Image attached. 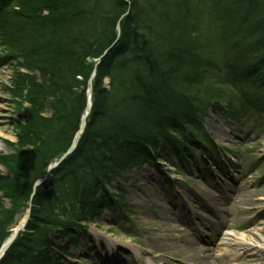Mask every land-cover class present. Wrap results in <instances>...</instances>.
<instances>
[{
    "label": "trees",
    "instance_id": "trees-1",
    "mask_svg": "<svg viewBox=\"0 0 264 264\" xmlns=\"http://www.w3.org/2000/svg\"><path fill=\"white\" fill-rule=\"evenodd\" d=\"M144 1L0 0L10 54L1 61L31 73L16 71L12 84L30 107L17 153L0 157L13 174L0 172L12 205L0 200V249L18 213L31 209V219L0 264H56L53 251L67 254L60 242L86 230L82 221L114 205L128 214L117 178L178 145L212 149L209 110L227 105L233 119L253 110L264 120V0ZM205 23L223 65L202 55ZM94 72L78 149L35 190L70 150Z\"/></svg>",
    "mask_w": 264,
    "mask_h": 264
},
{
    "label": "rangeland",
    "instance_id": "rangeland-1",
    "mask_svg": "<svg viewBox=\"0 0 264 264\" xmlns=\"http://www.w3.org/2000/svg\"><path fill=\"white\" fill-rule=\"evenodd\" d=\"M204 25L202 55L223 65L224 59L215 55L217 32ZM9 55L0 39V157L17 153L19 127L25 125L30 107L25 100L27 93L21 97L12 84L16 71L31 73L15 61L4 64L1 60ZM212 82L221 84L223 80L212 77ZM105 83L108 89V80ZM232 116L223 105L222 111H209L205 120L204 130L213 144L210 147L215 146L212 155L220 151L227 157L225 161L219 155V167L210 168L208 153L204 156L189 146L178 145L175 150L181 152L174 150L171 156L166 153L160 165L144 163L127 169L114 185L119 184L129 215L114 207L82 221L87 229L72 241L60 242L67 254L53 251L56 257L52 260L56 264H264V256L249 263L242 247L225 240L250 246L255 240L264 241L263 116L253 110L237 119ZM31 149L26 147L25 151ZM0 172L3 177L13 175L1 164ZM113 191L118 193L115 188ZM0 200L6 209L12 207L1 191ZM27 218L28 211L18 213L10 232ZM190 241L196 242L200 251L189 250L186 244ZM209 245L215 249L212 259Z\"/></svg>",
    "mask_w": 264,
    "mask_h": 264
},
{
    "label": "bare ground",
    "instance_id": "bare-ground-1",
    "mask_svg": "<svg viewBox=\"0 0 264 264\" xmlns=\"http://www.w3.org/2000/svg\"><path fill=\"white\" fill-rule=\"evenodd\" d=\"M168 218V217H167ZM166 217H165V219L166 220H168ZM218 234V236L220 235V233L218 232L217 233ZM226 240V243L227 244H231V245H233V244H236V246H238V247H242L243 248V251H244V255H245V257L246 258H248L249 260H248V262L249 263H252L253 261H254V263L255 262H257L259 259L261 260V259H263V256H264V241H258V240H255V242H254V245L253 246H250V245H246V244H244V243H242V242H240L239 240H233V241H231V240H229V239H225ZM233 242V243H232ZM263 243V244H262ZM210 247H209V250H208V252H211L210 254V258L213 256L212 254H213V252H215V249L214 248H212L211 249V245H209ZM186 247L189 249V250H192L193 252H195V251H200V250H198V248H197V243L196 242H194V241H190V242H188L187 244H186ZM251 251H257L256 252V254L258 255V257H257V259L255 258V256H257L255 253H254V255L253 254H251L250 255V253H251ZM259 251V252H258ZM206 252V251H205ZM234 255H236V254H234ZM225 259H227L228 258V256H223ZM212 259V258H211ZM252 259H254V260H252Z\"/></svg>",
    "mask_w": 264,
    "mask_h": 264
},
{
    "label": "water",
    "instance_id": "water-1",
    "mask_svg": "<svg viewBox=\"0 0 264 264\" xmlns=\"http://www.w3.org/2000/svg\"><path fill=\"white\" fill-rule=\"evenodd\" d=\"M88 105H89V106H88V112H87V114H86V117H85L84 120H83L82 129H81V131L78 133V135L76 136V140H75V142H74V144H73L71 150L69 151V153H68L66 156H64V157L62 158V160L58 163V165H59L60 163L63 162V159H64V158L68 157L69 154L73 153V152L77 149L76 147H77V145H78V143H79L80 136H81V134L84 132V130H85V128H86V127H85V126H86V119H87L88 114L90 113L91 108H92L91 103L88 104ZM58 165H55L54 167H50V168H49V171L52 170V169L57 168ZM43 183H44V181H39L38 184L36 185V188H37L38 186L42 185ZM28 220H29V219H28ZM28 220H26L24 223H22V224L20 225V227L16 230V232H14L13 236L8 240V242H6V243L4 244V246L2 247V250L0 251V260L3 259L5 253H6L7 250L9 249V246H10V245H11V244H12V243L18 238L19 233L25 229V227L27 226L26 224L28 223Z\"/></svg>",
    "mask_w": 264,
    "mask_h": 264
}]
</instances>
